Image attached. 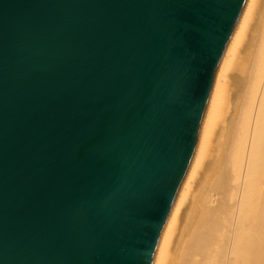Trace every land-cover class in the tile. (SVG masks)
Wrapping results in <instances>:
<instances>
[{"label":"water","instance_id":"1","mask_svg":"<svg viewBox=\"0 0 264 264\" xmlns=\"http://www.w3.org/2000/svg\"><path fill=\"white\" fill-rule=\"evenodd\" d=\"M247 0H0V264H154Z\"/></svg>","mask_w":264,"mask_h":264},{"label":"bare ground","instance_id":"2","mask_svg":"<svg viewBox=\"0 0 264 264\" xmlns=\"http://www.w3.org/2000/svg\"><path fill=\"white\" fill-rule=\"evenodd\" d=\"M154 264H264V0H247Z\"/></svg>","mask_w":264,"mask_h":264}]
</instances>
